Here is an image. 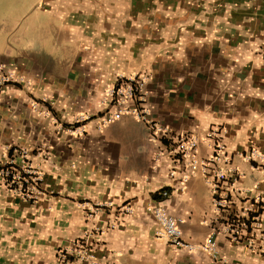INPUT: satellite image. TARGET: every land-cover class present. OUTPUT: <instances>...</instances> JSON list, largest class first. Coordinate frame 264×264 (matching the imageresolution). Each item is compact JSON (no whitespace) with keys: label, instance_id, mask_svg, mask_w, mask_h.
<instances>
[{"label":"crops","instance_id":"obj_1","mask_svg":"<svg viewBox=\"0 0 264 264\" xmlns=\"http://www.w3.org/2000/svg\"><path fill=\"white\" fill-rule=\"evenodd\" d=\"M0 63L30 81L0 89V161L8 146L28 151L43 193L23 198L0 181V264H218L158 237L148 207L165 205L197 244L222 225L204 173L177 153L193 134L210 159L213 128L229 160L211 167L239 172L226 212L264 195V0H0ZM135 74L143 101L103 123L121 107L107 89ZM252 149L261 159L244 157ZM24 160L15 166L30 176ZM214 240L221 259L264 264L258 233Z\"/></svg>","mask_w":264,"mask_h":264},{"label":"built area","instance_id":"obj_2","mask_svg":"<svg viewBox=\"0 0 264 264\" xmlns=\"http://www.w3.org/2000/svg\"><path fill=\"white\" fill-rule=\"evenodd\" d=\"M30 81L23 75L17 73L4 63H0V89L9 84H29ZM145 85V78L139 74L135 75H119L116 82L107 89L105 94V100L107 102L116 103L121 107L113 112L103 116L102 122L106 123L115 118H118L123 111L129 110L127 102L130 99L142 100V92ZM133 111L140 118L146 119L149 110L145 107L135 108ZM85 118L83 115H78L75 118L73 130L84 131L83 122ZM155 133L160 134L161 138H169L170 131L168 128L158 124L153 125ZM207 137L214 140V151L210 159L207 161L200 160L197 154V148L201 141V138L193 134H184L180 136V143L177 146V153L189 158V165L193 169H200L204 173L208 184L211 186L213 197L212 204L217 215L222 216V225H218L213 228L211 234L204 240L203 243H193L187 241L184 238L182 223L183 219L171 215L166 206L157 202L148 207L153 213L158 222V228L156 235L158 237L167 238L168 241L176 247H184L189 251H196L198 249L209 252L214 259L218 260V264H233L224 258H219V254L215 248L214 236L220 230L226 232L229 238L233 241H239L244 232L258 233L261 239L264 241V195L257 196L253 201L249 202L246 207L241 211H227V208L231 202L230 191H233V184L239 177V172L233 167H211V163L216 164L220 161L228 163V157L225 153L224 144L218 140L219 129L213 128ZM26 150H18L13 147H6L2 153V160L0 161V181H3L6 186L14 192L27 199H37L43 193L37 187V184L41 181L39 177H33L32 168L26 161ZM18 155L23 159L24 172L29 175H23L15 166L17 163ZM244 157L248 160L261 159L262 154L256 149L244 154ZM211 167V168H210ZM174 174V171L171 172ZM189 179V174L185 173L182 178L184 183ZM162 196H168V188L161 190ZM123 211H131L130 206H124ZM78 257L84 258L86 253L82 250V246L78 247ZM60 257L63 261H67V253L62 251ZM70 264H76L75 261H71Z\"/></svg>","mask_w":264,"mask_h":264}]
</instances>
